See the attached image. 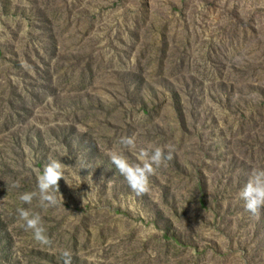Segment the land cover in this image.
<instances>
[{"label": "rangeland", "instance_id": "374dc122", "mask_svg": "<svg viewBox=\"0 0 264 264\" xmlns=\"http://www.w3.org/2000/svg\"><path fill=\"white\" fill-rule=\"evenodd\" d=\"M132 135L172 150L139 196L109 157L137 163ZM49 159L71 186L25 204ZM254 167L264 0H0V264H264V208L239 198Z\"/></svg>", "mask_w": 264, "mask_h": 264}, {"label": "clouds", "instance_id": "9594fccd", "mask_svg": "<svg viewBox=\"0 0 264 264\" xmlns=\"http://www.w3.org/2000/svg\"><path fill=\"white\" fill-rule=\"evenodd\" d=\"M123 149L133 153L136 156L137 163H130L123 152H110L109 157L117 171L126 179L129 187L138 196L143 195L149 190V178L155 171L166 161L172 159V150L167 151L162 147L138 148L135 135L124 136L120 139ZM70 166L62 163L58 159H49L45 164L42 172L36 177V192H24L19 199L25 204H31L34 198H38L41 207L48 208L56 206L63 200L59 194V181L64 179L68 183L65 176V170ZM82 168H88L83 166ZM13 187H19L14 184ZM239 198L244 202V208L253 216H258L261 209L264 208V168H252L247 181L239 192ZM19 218L25 222V230H32L35 239L42 243L48 244L49 240L45 235V229L41 225V217L39 214L32 213L29 209H17ZM64 264H71V253L65 250L62 253Z\"/></svg>", "mask_w": 264, "mask_h": 264}]
</instances>
